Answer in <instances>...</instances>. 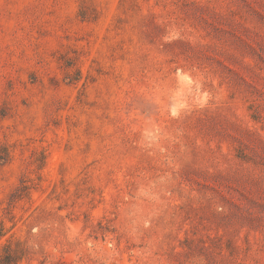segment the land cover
I'll list each match as a JSON object with an SVG mask.
<instances>
[{"label": "rangeland", "instance_id": "1", "mask_svg": "<svg viewBox=\"0 0 264 264\" xmlns=\"http://www.w3.org/2000/svg\"><path fill=\"white\" fill-rule=\"evenodd\" d=\"M0 264H264V0H0Z\"/></svg>", "mask_w": 264, "mask_h": 264}]
</instances>
